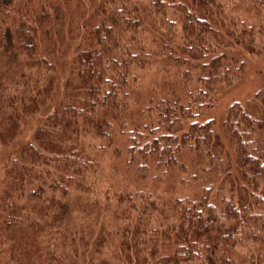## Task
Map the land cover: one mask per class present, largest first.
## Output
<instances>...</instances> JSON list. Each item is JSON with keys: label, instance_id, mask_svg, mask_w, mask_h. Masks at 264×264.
Listing matches in <instances>:
<instances>
[{"label": "trees", "instance_id": "trees-1", "mask_svg": "<svg viewBox=\"0 0 264 264\" xmlns=\"http://www.w3.org/2000/svg\"><path fill=\"white\" fill-rule=\"evenodd\" d=\"M243 50L264 0H0V264H264Z\"/></svg>", "mask_w": 264, "mask_h": 264}, {"label": "rangeland", "instance_id": "rangeland-1", "mask_svg": "<svg viewBox=\"0 0 264 264\" xmlns=\"http://www.w3.org/2000/svg\"><path fill=\"white\" fill-rule=\"evenodd\" d=\"M243 54L245 55L243 75L236 79L232 85L223 87L224 89L222 88L219 93L216 103L205 113V116L213 117L216 124H220L222 122L227 107L232 101H242L247 96L255 93V91L264 84V52L256 54L243 50ZM65 76L66 74L61 77V82L65 80ZM41 118L42 117H39L38 120L41 121ZM36 126V122L25 126L22 130V135L27 138L28 136L30 137ZM104 165L106 166V172L108 173V163L107 165L104 163Z\"/></svg>", "mask_w": 264, "mask_h": 264}]
</instances>
